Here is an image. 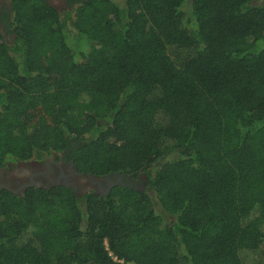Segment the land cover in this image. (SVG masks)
<instances>
[{"label":"trees","instance_id":"obj_1","mask_svg":"<svg viewBox=\"0 0 264 264\" xmlns=\"http://www.w3.org/2000/svg\"><path fill=\"white\" fill-rule=\"evenodd\" d=\"M257 1L9 0L0 166L69 150L147 185L0 193V264H264Z\"/></svg>","mask_w":264,"mask_h":264},{"label":"flooded vegetation","instance_id":"obj_2","mask_svg":"<svg viewBox=\"0 0 264 264\" xmlns=\"http://www.w3.org/2000/svg\"><path fill=\"white\" fill-rule=\"evenodd\" d=\"M62 1L70 5L69 0ZM1 2H4V6H1ZM10 13L9 0H0V28L2 30L6 27L5 23H1L2 19L11 15ZM133 179L135 177L122 174L97 178L81 173L70 158L69 150H66L54 153L43 160L8 162L5 166H0V193L8 192L15 196H23L27 190L32 188L52 189L59 186L71 188L80 196L90 193L107 196L115 187L143 190L144 186L142 187L136 180L134 182Z\"/></svg>","mask_w":264,"mask_h":264},{"label":"rangeland","instance_id":"obj_3","mask_svg":"<svg viewBox=\"0 0 264 264\" xmlns=\"http://www.w3.org/2000/svg\"><path fill=\"white\" fill-rule=\"evenodd\" d=\"M49 2L52 6L56 7L60 11L71 9V6L66 5L65 2L62 0H49ZM262 3H264V0H258L257 2H255V4H257V5L262 4ZM1 6H4V2H1ZM133 180H134V182L136 180L142 187L144 186L143 189H145V187H146L145 183L147 181V176L145 173L139 174ZM106 246H107V243H106Z\"/></svg>","mask_w":264,"mask_h":264}]
</instances>
